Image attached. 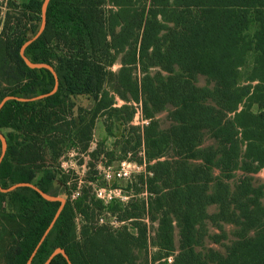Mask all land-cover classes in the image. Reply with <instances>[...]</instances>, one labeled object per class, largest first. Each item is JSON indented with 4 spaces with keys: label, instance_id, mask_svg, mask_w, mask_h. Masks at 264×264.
Returning a JSON list of instances; mask_svg holds the SVG:
<instances>
[{
    "label": "trees",
    "instance_id": "trees-1",
    "mask_svg": "<svg viewBox=\"0 0 264 264\" xmlns=\"http://www.w3.org/2000/svg\"><path fill=\"white\" fill-rule=\"evenodd\" d=\"M4 1L0 101L49 93L52 72L20 54L40 27L44 0H7L3 15ZM46 18L25 55L55 68L58 90L0 110L8 142L0 184L30 182L58 195L56 182L69 181L60 157L87 149L98 115L134 117V105L113 107L110 89L142 101L149 174L137 177L136 196L126 202L105 204L84 184L78 198H67L32 264L58 247L73 264H264V182L254 176L264 168V0H51ZM200 75L205 85L197 84ZM80 95L93 105L90 118L76 121L72 98ZM168 105L171 124L163 128L157 115ZM60 204L27 186L0 191V264H26ZM209 223L222 232L217 241L229 238L225 224L233 226L225 252L205 246ZM50 264L68 262L59 254Z\"/></svg>",
    "mask_w": 264,
    "mask_h": 264
},
{
    "label": "rangeland",
    "instance_id": "rangeland-1",
    "mask_svg": "<svg viewBox=\"0 0 264 264\" xmlns=\"http://www.w3.org/2000/svg\"><path fill=\"white\" fill-rule=\"evenodd\" d=\"M254 30V28H251ZM118 65L114 67V69H117ZM197 83L199 85H205L206 80L205 77L200 75L198 76ZM78 103V106H82L83 108L89 107L91 105V101L86 97H80L76 100ZM119 103H123L121 99H119ZM137 107V106H136ZM140 110V111H139ZM139 111V112H138ZM164 118V116H163ZM142 111H141V104H139L138 109L136 110V113L134 115L133 123L136 125L144 124L145 122H142ZM165 125L168 123V121L164 120ZM107 125H113V132L115 134L114 138L113 136L108 137L106 134L105 129H101L102 127ZM96 137H94L93 141V150L95 152V155L92 156V158L88 154H84L80 152L79 150H72V148H69L70 150L67 153V157H69V161L63 163L64 164V170L68 172L69 175V181L67 182L66 186H63L60 184V182H57L56 186H58L59 190L57 189V193H60L58 195L65 196L66 199L68 197L75 198L73 196L74 192H77L78 187H83L84 184H87L85 181V178L87 177V173L90 172V177H95V188H104L106 189L107 194H111L114 199L111 200V202L115 200H120V194L115 193V189H121V194L123 196L122 200L123 202H126L129 200V192L125 189L126 186H128V182L130 178H123V177H113L110 179H107L105 177V169L108 165L112 166V169H117L120 166V163L124 160V154L120 151H116L115 144L118 143V139L123 131L122 126H118L115 124V119H109L108 123L104 122L103 118H100L98 120V125L96 126ZM99 140V141H98ZM99 142V143H97ZM95 147V148H94ZM96 150L97 153H96ZM92 163V167L89 166V164ZM93 165H96L97 167H93ZM129 170H131V167H129ZM88 174V176H89ZM255 178L258 183L264 182V168H262L258 173L255 174ZM96 190L93 191L95 193ZM126 195V196H125ZM96 196V194H95ZM78 198V196H77ZM96 198H99L102 200L103 198H100L99 196H96ZM109 199L107 196L103 200ZM102 200V201H103ZM210 212H214L215 208L212 207L209 209ZM105 218V217H104ZM111 224L113 226L119 225V223L116 221V219L110 218ZM99 223V222H98ZM102 223V222H101ZM99 223V224H101ZM210 231L209 236L205 239V246L212 247L220 252H225L224 244H227L230 239L232 238L231 231L233 230V226L230 224L224 225V233L229 236L227 238L226 236L223 237L220 241H217L216 234L221 235L222 232L216 228L210 225ZM178 239V237H177ZM199 250L202 249V247H198ZM151 252H154V248L151 247ZM143 256V255H141Z\"/></svg>",
    "mask_w": 264,
    "mask_h": 264
},
{
    "label": "crops",
    "instance_id": "crops-1",
    "mask_svg": "<svg viewBox=\"0 0 264 264\" xmlns=\"http://www.w3.org/2000/svg\"><path fill=\"white\" fill-rule=\"evenodd\" d=\"M6 1L7 0H5L2 3V6H1V11L3 12V15L6 13V11L8 9L7 6H6ZM15 1L20 2L21 0H15ZM1 30H2V26H0V31ZM116 65H118V68L117 69H114V67ZM121 67H122L121 60L118 59L110 67V69L113 72L116 73V72L119 71V69ZM133 75H134L135 78H138V82L140 83L141 76H142L141 70L140 69H136L133 72ZM3 85H5V81L0 79V86L2 87ZM110 90H111L110 91V94L111 95H114V104H113V107L120 108L123 105L128 104V105H134L135 107L137 106L136 107V110H137L139 104H141V102H142L141 99H140L139 103H137L134 100L126 101L125 99L121 98L116 92L112 91V89H110ZM80 97H86V98H88L91 101V105L89 107H86V108H83L82 106H78V104H77L78 102L76 100L78 98H80ZM119 99L122 100V102H123L122 104L119 103ZM72 102H73V115H72V117L76 121H78L79 114L85 115L87 119L90 118V113L89 112H90V109H91V107L93 105V101H92L91 98H89L88 96H85V95H80V96H77V97H73L72 98ZM170 109H172V106L168 105V108L166 110H163L162 112H160L157 115V118L160 119L161 127H163V128H167L171 124V120L168 119V114H169V110ZM141 111H142V104H141ZM125 115H126L125 112H120V113H115V114H111V113H107V112L100 113L98 115V117L96 118V120H95V124H94L93 131H92V136H91V139H90V141H89V143L87 145V149L84 150L83 153L84 154H88L91 158L95 154V152L93 150V147H91V146H93L94 137H96V133L95 132L97 130L96 129V126L98 125V120H100V118H103L104 122L108 123L109 119H115V124L118 125V126L120 125V126L123 127L122 134L120 136H118L119 137L118 143L115 144L116 151H120L121 153L124 154V158L126 159V162H128L129 167H131L132 175H131V177L129 179V182H128L129 184H128V186H126L125 189L127 190L129 188L128 189L129 191L127 190L130 193L129 194V197H133V196H136L135 195L136 194V191H135V188H134V183L137 181V177L139 175L146 176L147 174H149V172L147 170V162L145 160V145H144V129H145V126L148 124V120L144 118L143 113H142V118H143V121L142 122H145V123L144 124L142 123V124L136 125V124L133 123L134 117H132V119H130V120L124 121V119L126 118ZM163 116H164V118H163ZM164 120L168 121V123L166 125L164 123ZM112 127H113V125H107V127L104 126L101 129H103V130L105 129L106 134L108 135V137L113 136L114 138H116L115 137V134L113 132V128ZM133 128H135L136 130L134 131ZM139 135L141 136V144L140 145H138V143H139L138 136ZM212 141L213 140H208L207 143H210ZM97 143H99V142H97ZM125 146L128 147L127 148V153H124V151H123V149H124ZM97 151L98 150H96V153H97ZM137 156H142L143 157L142 162H139L138 161V159L136 158ZM151 163H153V162H151ZM89 166L92 167V163H90ZM93 167H97V166L96 165H93ZM89 173L90 172L87 173V177L85 178V181H86V183L89 186H92L93 187V189H92L93 191L94 190H97V188H95L96 186L94 185L96 179H95V177H92L91 178ZM215 173L218 174L219 173V170L216 169L215 170ZM88 174H89V176H88ZM254 176H255V174H254ZM255 180H256V178H255ZM139 195L140 196H143V197H146L148 195V193L146 191H144V192H141ZM4 205L6 206V208H9L8 200L6 202H4ZM212 207L215 208L214 212H216V210H217V206L216 205L209 206L208 211L211 214L214 213V212H210V210H209ZM210 225L213 226V227H216L212 223H209L208 227H210ZM209 231H210V228H209ZM177 237H178V235L176 236V242L178 243L179 238L177 239ZM154 250H156V249L154 248Z\"/></svg>",
    "mask_w": 264,
    "mask_h": 264
},
{
    "label": "water",
    "instance_id": "water-1",
    "mask_svg": "<svg viewBox=\"0 0 264 264\" xmlns=\"http://www.w3.org/2000/svg\"><path fill=\"white\" fill-rule=\"evenodd\" d=\"M51 0H44L43 4H42V20H41V24L40 27L38 29V31L36 32V34L28 39L21 47L20 49V54L23 57L24 61L26 62V64L32 68H47L49 69L52 74L54 75L55 78V85L53 87V89L49 92V93H45V94H40L31 98H26V97H20V96H14V95H8L5 96L1 101H0V110L3 108V106L5 105V103L9 100H19V101H23V102H28V101H36V100H40V99H44L52 94H54L57 90H58V86H59V77L58 74L55 70V68L48 63H39V62H33L29 57H27L25 55V50L27 48V46H29L33 41H35L36 39H38L42 33L44 32L45 28H46V23H47V18H46V11H47V7L49 5ZM0 141H1V145H2V149H1V153H0V165L1 162L3 160V158L5 157V154L7 152V147H8V142L6 139V136L0 131ZM23 186H27V187H31L34 190H36L44 199L48 200V201H59L61 204L58 207L52 221L50 222L49 226L47 227V229L45 230L44 234L42 235L41 239L39 240L37 246L35 247L34 251L32 252V254L30 255V257L28 258L26 264H32V261L39 249V247L41 246V244L44 242L45 238L48 236L49 232L52 230L54 224L56 223L59 215L61 214L65 204H66V197L65 196H60V195H54L48 192L43 191L40 187H38L36 184L34 183H30V182H19V183H15L13 185H11L8 188H4L1 184H0V191L1 192H11L13 190H15L18 187H23ZM59 254H62L68 264H73L70 260L69 255L67 254L66 250L62 247H58L56 248L51 254L50 256L47 258V260L43 263V264H50L51 261L53 260V258Z\"/></svg>",
    "mask_w": 264,
    "mask_h": 264
},
{
    "label": "built area",
    "instance_id": "built-area-1",
    "mask_svg": "<svg viewBox=\"0 0 264 264\" xmlns=\"http://www.w3.org/2000/svg\"><path fill=\"white\" fill-rule=\"evenodd\" d=\"M69 150L70 149L66 150L60 157V161L62 163V167L63 168H64V164L63 163L69 161V157L66 156ZM72 150H76V151L79 150L80 151V149L77 146L72 147ZM105 172H106L105 173V177L107 179L113 178L115 176L123 177V178H130L131 175H132V172H131V170H129V165H128V162H126V160L122 161L120 163L119 168H117V169H112V166L108 165L106 167V169H105ZM77 190H78L77 192L73 193V196L75 198H71V200L76 199L77 196L80 195V187H78ZM115 193H119L120 194V200L123 201L122 200L123 196L121 194V189H115ZM95 194H96V196H99L100 198H103V199H105V197L107 196L109 199H107V200H103L102 199L105 204H108L109 202H111L112 199H114L111 194H107L106 193V189H104V188H98L96 190ZM79 221H80V217L77 218V222H79Z\"/></svg>",
    "mask_w": 264,
    "mask_h": 264
}]
</instances>
